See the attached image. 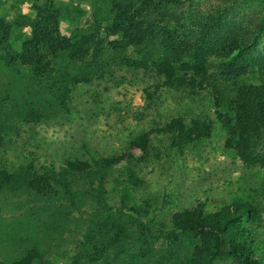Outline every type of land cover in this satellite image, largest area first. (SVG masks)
<instances>
[{
    "label": "rangeland",
    "instance_id": "obj_1",
    "mask_svg": "<svg viewBox=\"0 0 264 264\" xmlns=\"http://www.w3.org/2000/svg\"><path fill=\"white\" fill-rule=\"evenodd\" d=\"M193 1L200 2L199 7L206 4ZM90 2L54 0L61 36H69L91 19ZM187 2L178 0L174 6L185 7ZM31 4L32 0H0V18L10 26L9 44L16 51L29 34ZM263 7L257 0L243 1L235 10L248 16ZM127 54L137 55L132 47ZM239 54L250 61L252 72L237 81L264 82V27ZM216 62L211 61L209 71ZM155 83L149 71L107 64L100 75L71 88L68 109L61 111L40 95L26 68L9 67L0 59V121L6 118L7 124L0 167L18 175L28 164L58 169L67 160L91 164L93 158L128 151L134 155L106 172L100 203L88 198L76 208L59 197L46 200L23 191H0V261L17 259L34 246L43 254L34 264H189L193 240L184 237L180 244L150 238L141 233L139 223L149 232L164 231L170 228L174 211L201 203L204 212H212L248 202L252 213L239 223L249 230L250 256L264 263V169L243 163L223 145L218 108L208 91L188 96L161 88L147 100L143 89L151 91ZM12 108L17 115H11ZM178 115H205L211 120L210 135L180 151L169 148L168 138L153 129ZM146 131L150 157L136 161L139 152L130 143ZM130 173L138 179L136 184L128 178ZM81 188L95 193V184L81 182ZM120 202L138 213L116 211ZM118 231L124 235L120 243L104 248ZM213 264H235V259L221 255Z\"/></svg>",
    "mask_w": 264,
    "mask_h": 264
},
{
    "label": "trees",
    "instance_id": "obj_2",
    "mask_svg": "<svg viewBox=\"0 0 264 264\" xmlns=\"http://www.w3.org/2000/svg\"><path fill=\"white\" fill-rule=\"evenodd\" d=\"M176 1L91 0V19L83 27H75L69 36H61L60 13L54 0H32L29 34L18 51L9 44L10 26L0 18V59L9 67L26 68L40 95L61 111L68 109L69 92L74 85L89 82L100 75L105 65L113 63L154 75L153 90L143 89L147 100L161 88L188 96L208 91L218 108L223 145L232 149L243 163L264 169V82L237 81L252 72L250 61L239 53L253 43L258 30L264 27V7L246 16L235 9L243 1L256 0H204L206 4L200 7V2L193 0H188L185 7H177ZM257 1L264 4V0ZM129 47L136 51V56L127 54ZM212 60L217 62L214 70L209 71ZM10 110L11 115L18 114L17 109ZM6 128L4 118L0 121V145ZM153 131L168 138L169 148L180 151L208 137L211 120L205 115H178ZM148 135L146 131L131 140V147L139 152L136 161L150 157ZM133 156V151H128L93 158L91 164L67 160L58 169L28 164L18 175L0 167V191H23L46 200L59 197L76 208L88 198L100 203L104 199L106 172L121 162L131 161ZM128 178L132 184L138 182L134 173ZM81 182L95 184V193L82 189ZM123 209L138 213L134 207L120 202L116 211ZM252 210L250 203L239 202L204 212L198 203L174 211L170 228L164 231L149 232L142 223L139 225L141 233L150 238L160 237L169 243H180L184 237L193 240L189 264H213L221 255H233L235 264H264L250 256L249 230L239 223ZM121 232H114V238L104 248L120 243L124 237ZM42 257V252L31 246L17 259L0 264H34Z\"/></svg>",
    "mask_w": 264,
    "mask_h": 264
}]
</instances>
